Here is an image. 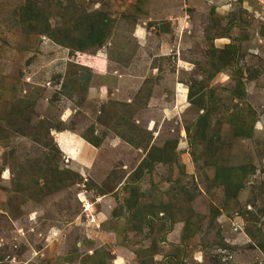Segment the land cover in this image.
Returning a JSON list of instances; mask_svg holds the SVG:
<instances>
[{"label": "rangeland", "instance_id": "rangeland-1", "mask_svg": "<svg viewBox=\"0 0 264 264\" xmlns=\"http://www.w3.org/2000/svg\"><path fill=\"white\" fill-rule=\"evenodd\" d=\"M45 1L53 28L99 13L108 36L70 49L0 0V264H264V0ZM58 127L103 143L68 162ZM220 166L242 167L238 194Z\"/></svg>", "mask_w": 264, "mask_h": 264}, {"label": "trees", "instance_id": "trees-1", "mask_svg": "<svg viewBox=\"0 0 264 264\" xmlns=\"http://www.w3.org/2000/svg\"><path fill=\"white\" fill-rule=\"evenodd\" d=\"M45 0H28L27 4L24 6V9L21 11V23L23 26L28 27L32 32H36L39 34H45L50 39L58 42L60 45H63L70 49H76L78 51L83 52L84 50H89L95 46L102 47L106 43V38L108 36V27L109 24L107 20L105 21L104 17H99L100 14L94 15L92 20H90L85 28L84 34L80 37H72L73 32L76 30L78 31V27H72L71 23H65L64 27L60 28H53L47 20L46 14H44L43 8L48 7V4H45ZM77 38V39H76ZM91 80V74H86V80L83 83V86L88 88L89 83ZM72 89L75 88L74 83H78L77 79L73 80ZM188 99L197 106H199L205 113L201 116L202 119L199 120L204 122V130L206 129V123L208 122V118L211 115V111L208 107V103L206 102L205 93H195L193 86H190L188 92ZM20 114V113H19ZM21 115V114H20ZM22 128H20V133L24 134L23 128H26L29 124L28 119L22 120ZM59 131H63L64 129H60ZM51 132V129H50ZM49 132V135H50ZM81 137L86 140L92 146L99 148L103 141L97 136L94 135V131L92 132V136H88V134H83ZM130 144L133 145V142L130 141ZM174 151V150H173ZM168 152H170L167 147H152L147 156L142 160L139 164L137 170L133 173L134 181H139L144 175V172H151L154 168L155 163H167L169 160L168 158L172 157L171 155L167 158ZM242 167L239 168H231V167H218L216 172V183H222V186L228 192V194H238L241 188L240 184H235V179L237 174H241ZM76 176V175H75ZM230 192V193H229ZM138 194V191L132 190V199H129V206L128 208H137V210L133 213L132 218L140 217L141 214L143 218H145V214L141 211L140 202H138V196H136L135 200L133 201V194ZM156 211V209H154ZM160 208L157 209V212H161ZM145 220V219H144ZM260 250H264V245L260 247ZM148 253V260H141L140 264H154V252L149 250Z\"/></svg>", "mask_w": 264, "mask_h": 264}, {"label": "crops", "instance_id": "crops-1", "mask_svg": "<svg viewBox=\"0 0 264 264\" xmlns=\"http://www.w3.org/2000/svg\"><path fill=\"white\" fill-rule=\"evenodd\" d=\"M55 139L61 152L67 157L68 162L77 161L85 148H91L90 152H92V148L97 149L75 132H58L55 135Z\"/></svg>", "mask_w": 264, "mask_h": 264}]
</instances>
